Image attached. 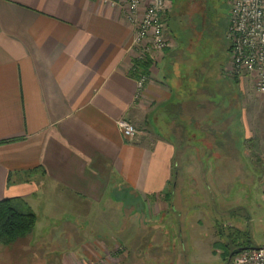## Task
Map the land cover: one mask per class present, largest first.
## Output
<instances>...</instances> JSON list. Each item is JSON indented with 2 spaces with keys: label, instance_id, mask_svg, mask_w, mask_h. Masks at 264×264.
<instances>
[{
  "label": "crops",
  "instance_id": "obj_1",
  "mask_svg": "<svg viewBox=\"0 0 264 264\" xmlns=\"http://www.w3.org/2000/svg\"><path fill=\"white\" fill-rule=\"evenodd\" d=\"M132 36L123 11L105 0H0V200L30 207L36 226L40 218L54 226L51 218L71 217L67 226L75 232L116 228L130 237L147 214L170 211L177 215V240L158 237L149 243L151 254L159 264L207 261L203 212L185 221L184 200H201L210 179L220 183V138L232 135L242 100L230 80L199 81L197 63L172 39L151 60L150 79L137 97ZM227 72L237 81L230 67ZM224 85L232 95L224 96ZM121 118L136 126L133 139L119 129ZM130 197L141 207H127ZM162 227L161 218L152 228ZM29 235L0 245V264L16 260L14 248L24 259L38 250ZM124 246V239L89 244L51 264H125Z\"/></svg>",
  "mask_w": 264,
  "mask_h": 264
},
{
  "label": "rangeland",
  "instance_id": "obj_2",
  "mask_svg": "<svg viewBox=\"0 0 264 264\" xmlns=\"http://www.w3.org/2000/svg\"><path fill=\"white\" fill-rule=\"evenodd\" d=\"M172 2L171 11L166 17L167 32L175 45L178 44L183 51L189 52L197 63L200 71L198 80L204 84L209 82L210 85L218 81L225 84V80H230L235 84L236 96L239 95L242 100L241 118L236 120L234 136L228 133L225 138L227 150L230 152L229 148L235 144L237 151L235 154L227 152L226 160L221 161L220 164L224 165L225 171L223 177L218 179L220 183L211 184L210 179L205 186L203 185L205 189H203L201 200L196 201L191 197L184 200L187 204L186 210L189 212H185L183 219L187 221L193 213H196V210H201L204 216L203 226L209 229L211 243L210 259L203 262L195 261L191 264H237L236 258L223 259L221 249L213 243L215 240L220 241L218 231L221 225L227 233L235 226L242 231L238 243L251 247L264 246V94L256 90L255 77L252 75L243 74L240 79L236 78L237 81L233 77H227V69L232 59L231 39L228 34L230 24L228 2L226 0H172ZM224 90H226L224 96L233 94L226 85H224ZM244 114L247 118L250 138L246 135ZM214 163L211 160L210 164ZM184 195L186 196L185 193ZM125 201L127 207L132 203L141 204L133 197ZM166 203L168 204V199ZM128 214L125 209V224L130 223ZM161 218L163 220L161 231H154L153 224L160 223ZM71 220H73L71 217H54L49 221L54 226H45L42 225L43 218H40L39 224L29 235L30 239H27L35 248L38 247V250L33 251L32 248L33 254L26 253L32 256L24 259L14 248L10 251L11 255L16 254V260L12 264H36V261H43L42 264H51V261L56 263L62 255L83 251V247L89 244L106 246L112 241L120 243L121 239L125 240L124 247H127L128 259L125 264H159L151 254L149 243L158 237L165 239L164 241H171L173 238L177 240V224H175L177 215L170 211L163 213L162 216H148L147 214L144 219L146 223L135 227L137 232L132 237L126 233L125 235L119 234L116 228H113L114 232L108 231L109 228H100L99 232H75L73 226H67ZM102 227L108 226L102 224ZM147 242V248L144 249V244ZM121 247L123 245L117 248L121 249ZM125 248H123L124 251ZM88 250L91 251L90 248ZM92 250L96 253L98 249L95 247ZM140 251L145 253L139 256ZM38 253H42V259H39ZM1 258L4 262H9L6 256H1ZM87 260L89 263L95 262ZM67 261L69 263L65 264H80L74 260L67 259ZM89 263L83 262V264ZM188 263L189 261L186 264ZM97 264L106 263L99 260ZM175 264L181 263L176 262Z\"/></svg>",
  "mask_w": 264,
  "mask_h": 264
},
{
  "label": "built area",
  "instance_id": "obj_3",
  "mask_svg": "<svg viewBox=\"0 0 264 264\" xmlns=\"http://www.w3.org/2000/svg\"><path fill=\"white\" fill-rule=\"evenodd\" d=\"M119 7L125 21L133 28L130 52L134 64L155 61L157 53H163L173 43L167 32L166 15L172 0H105ZM230 6L228 34L231 39L232 59L229 65L233 76L249 74L255 77V88L264 94V0H226ZM148 74L137 78L141 94L149 81ZM121 132L133 139L138 130L129 119L117 121ZM237 264H264V246L247 248L236 255Z\"/></svg>",
  "mask_w": 264,
  "mask_h": 264
},
{
  "label": "trees",
  "instance_id": "obj_4",
  "mask_svg": "<svg viewBox=\"0 0 264 264\" xmlns=\"http://www.w3.org/2000/svg\"><path fill=\"white\" fill-rule=\"evenodd\" d=\"M167 16L168 15H166V17ZM150 65H151V60L136 62L133 73H135V76L137 78H139L140 75L142 74H149ZM243 119H244V126L247 129L246 135L250 138L251 137L250 130L246 125L245 116H243ZM235 127L236 126L232 127L231 125L229 128H235ZM227 132H231V131H227ZM232 136H234L233 131H232ZM194 139H198V138H194ZM220 140L221 142L225 143V138H220ZM229 150L230 152L227 150V147H225V152L222 153L221 155L222 161L226 160L227 155L229 153L235 154V152L237 151V148H235V144H232ZM222 166H223L222 172L220 173L219 177L224 175L223 173L225 169H224V165ZM36 223H37V215L30 207L25 206L24 204L19 203L18 201L12 199L0 200V245L9 246L11 244H14L21 238L27 237L29 234H31V232L35 228ZM220 227L221 228L218 231V236L220 237V241L215 242L214 246H218L221 249L222 251L221 255L223 256V259L230 260V255L233 250L245 246L244 243L237 242L242 231L235 226L233 227V230L227 233L226 230L221 225ZM245 247H251V246H245ZM232 258H234V256Z\"/></svg>",
  "mask_w": 264,
  "mask_h": 264
},
{
  "label": "water",
  "instance_id": "obj_5",
  "mask_svg": "<svg viewBox=\"0 0 264 264\" xmlns=\"http://www.w3.org/2000/svg\"><path fill=\"white\" fill-rule=\"evenodd\" d=\"M248 247H240V248H237L235 250L232 251L231 255H230V259L235 255V254H238L239 252H241L242 250L246 249Z\"/></svg>",
  "mask_w": 264,
  "mask_h": 264
},
{
  "label": "bare ground",
  "instance_id": "obj_6",
  "mask_svg": "<svg viewBox=\"0 0 264 264\" xmlns=\"http://www.w3.org/2000/svg\"><path fill=\"white\" fill-rule=\"evenodd\" d=\"M243 247V246H242ZM248 248H252V247H248ZM247 249V248H246ZM245 250V249H244ZM243 251V250H242ZM240 253V252H239ZM237 254L234 255V258L236 257ZM232 259V258H231Z\"/></svg>",
  "mask_w": 264,
  "mask_h": 264
}]
</instances>
